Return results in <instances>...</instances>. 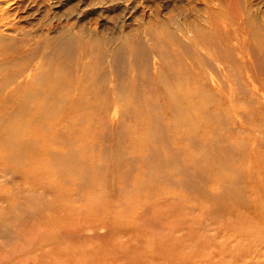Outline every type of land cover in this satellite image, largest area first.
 I'll use <instances>...</instances> for the list:
<instances>
[{
	"label": "rangeland",
	"instance_id": "obj_1",
	"mask_svg": "<svg viewBox=\"0 0 264 264\" xmlns=\"http://www.w3.org/2000/svg\"><path fill=\"white\" fill-rule=\"evenodd\" d=\"M62 36L74 45L64 53L52 51L51 41ZM78 38L98 47L88 42L85 46L75 41ZM54 58L69 62L62 76L84 78V86L99 91L109 103L91 111L53 108L50 112L57 115H82L48 118L60 129V142L49 147L64 152L73 141V152L90 159L89 165L95 162L91 174L105 164L109 181L93 180L78 191L75 173L48 170L45 157L35 163L41 156L34 159L29 151L41 148L30 145L24 155L16 143L11 146L13 160L0 145V264H264V0H0V60L43 67ZM71 60L80 66L76 73ZM168 68L171 81L175 73L203 81L201 88L189 82L185 91L204 99L203 115L215 118L206 126L217 128L216 144L244 145L240 154L226 157L228 165L219 164L207 175L197 172L198 177L193 173L203 161L194 163L201 154L194 146L213 132L208 135L197 121L191 128L181 125L177 141L169 139L173 158L162 168L179 185L170 188L174 195L169 199L161 190L145 198L151 196L148 191L133 189L136 168L118 189L124 184L120 170L131 161L125 156L138 150L127 149L123 142L117 150L114 136H119L120 115L126 113L134 121L136 108L159 113L166 107L152 82ZM110 89L120 96L112 100ZM28 107L23 111L32 124L26 130L40 129L33 118L44 110ZM18 111L19 105L0 106L1 119L9 118L1 126L5 134L20 127L15 121ZM94 112L99 119L88 122L86 115ZM83 130L92 135L74 141L73 133ZM190 130L207 136H189ZM28 132L18 130L12 136L23 140ZM130 136L121 134L124 142ZM161 142L156 140V145ZM117 152L123 154V165L116 162ZM169 152L165 148L161 158ZM185 155L190 159L181 163L180 171L178 161ZM253 161L259 162V170L251 167ZM227 167L243 174L240 187L219 203L222 191L229 192ZM145 173L149 170L140 172V182ZM195 188L203 192L192 197ZM209 202L221 207L212 213ZM34 208L48 212L44 227L37 228ZM54 222L62 227L55 233ZM175 224L183 229L171 230Z\"/></svg>",
	"mask_w": 264,
	"mask_h": 264
},
{
	"label": "bare ground",
	"instance_id": "obj_2",
	"mask_svg": "<svg viewBox=\"0 0 264 264\" xmlns=\"http://www.w3.org/2000/svg\"><path fill=\"white\" fill-rule=\"evenodd\" d=\"M200 28H196V31H199ZM163 32V31H162ZM82 39L78 38L75 41H80L81 44H84L85 46H88L90 43L94 47H98L95 44H92L88 39L86 41H82ZM74 41V39H73ZM74 43H72L71 38L67 40L66 38L59 37L50 43V47L52 51H59V52H66V49H69L71 46H73ZM142 46V45H140ZM60 48V49H58ZM51 58L49 56L48 60ZM18 61V62H17ZM72 61V60H71ZM163 67L165 66L164 61L161 60ZM73 65L75 66V70H73L75 73L77 69L80 68L79 64L72 61ZM44 65V66H43ZM39 67H33L32 65L28 66L25 63H20L19 60L9 61L8 59L0 60V106H3V104H11V105H19V111L16 116L15 121L17 122L20 127L18 129H14L13 131L5 134L1 130V126L3 125V120L0 117V139L4 138L5 141L1 143L0 145L4 148L7 155L10 156L11 159H13L11 152V146L20 143L21 145V154L25 155V150L30 145H35L38 148H41V152L38 151H29L31 152L35 158H38L41 156V158L35 163H40L44 160V157L47 161V164L51 167L48 170L60 172L68 171L70 173H75L76 177L73 179H76V190L80 191L83 190L86 185L90 184L93 180H97L99 182H102L104 184H107L109 181L108 175L109 172L106 170L105 164H102L98 166L97 172L93 175L91 174V171L89 167L95 166V162H92L91 165L90 159H86L81 157L77 152H73V141L64 148V152H57L55 153L53 150L50 149V144H55L56 142H60L59 138V132L60 129H57L55 126L50 124L48 122V118H57L62 117V119L69 118L74 119L76 117H79L82 115V113H76L73 112L69 115L65 114H54L53 112H50L55 107H82L84 109L91 111L90 109H95V107L98 104H108L109 101L105 99L104 96L99 91L93 90L91 91V86H84L82 83V80L84 78L77 77V76H62V71L69 65V62H66L64 60L54 58L53 60L47 61L45 64H43ZM84 67V66H82ZM170 68L167 69L166 74L161 73L160 75H156L154 78V82H152V87L156 91V96H159L162 98L161 100L164 102V105H166L165 108H162L160 112H156L151 109H144L139 110L138 108L135 109V117L136 119L134 121L128 120L127 115L125 113V116L122 115L119 116V119L117 122L120 123L119 125V136H114L115 140V148L119 150L121 147L122 142L125 143L127 146V149L130 147H133V150L137 148L138 153L135 155H126V158H130L131 161L133 158H135V162L129 161L126 166L127 168L125 171L122 172L120 170L121 175L123 176V182L124 184H121L118 189H121L124 185H126L127 176L131 174V172L136 168L137 172L135 174V181L136 185L133 189L140 191V188L143 189L144 192L148 191V193L151 196H147L145 198H150L154 196L155 194H158V191L160 193L166 194V198L169 199V197L172 194V191L170 188L175 187L177 184V180L171 178L167 173L163 171V166L167 165L169 160L173 158V153L171 149V143H169V139L172 138L173 141H177L176 134L178 132V128L183 125L184 127L188 125L191 128V123H201L203 127L208 129V135H210L212 132L211 137L208 136L206 141H203L200 146H194L195 150L200 151L201 154H196L197 158H195V162L200 161V159L203 161L201 164V161L199 162L198 166L201 165L202 167H197V171L193 173L195 175L197 172H201L202 174H209L210 172H216L215 169L219 164L221 165H228L229 162L226 160V157L229 154L237 153L240 154L242 151V145L244 143L236 144L235 147H229L228 145L223 147L221 143L218 145L216 144L215 140H218V133L215 130H211L206 125L209 123L212 124V121L214 119H208L203 115L202 107L205 105L203 103L202 96H196L191 94L189 90L185 91V87H188V85H196V88H201L203 85V81L199 78H193V80H188L183 75L180 77L178 73H175L176 79L175 81H171V77L168 76ZM160 72V70H159ZM201 75V74H196ZM158 76V77H157ZM189 82H191L189 84ZM95 92V93H94ZM109 93L112 96V100L117 99L120 96L119 92H116L115 90L110 89ZM163 105V106H164ZM23 106H29L34 107L38 106L44 111L39 112V114L35 115L33 118V122H35V125L39 126L40 129L29 131L26 130L27 125H31V116L26 114L25 111H23ZM18 107V106H17ZM21 107V108H20ZM28 107V108H29ZM49 108V109H47ZM102 109V106L101 108ZM156 110V109H155ZM14 114V113H13ZM102 117L110 118V115H104ZM164 117V118H163ZM85 119L90 121H97L99 117L97 118V112L89 113L86 115ZM220 121V119H218ZM134 123H138L137 125H134ZM87 124V123H86ZM217 124V123H216ZM219 125H221L220 122H218ZM129 125V126H127ZM162 125V126H161ZM213 125V124H212ZM215 125V124H214ZM70 126V125H69ZM94 126V125H93ZM72 127V125H71ZM218 127V126H217ZM19 133L24 130L25 132H28V134L25 136V139L19 140L18 138L13 137L14 132L18 131ZM2 131V132H1ZM66 131V130H65ZM127 132L131 133V136L129 139L124 142L123 138H121V134L125 135ZM57 133V136L53 138L54 134ZM197 133V136H204L205 134L199 135V130H194L192 133V130L188 131V135L191 136L193 134ZM67 134V133H66ZM74 135V141L84 139L85 137L91 136L87 135L85 130L78 131L76 133H73ZM69 138H71L70 134H67ZM194 136V135H193ZM207 136V135H205ZM72 139V138H71ZM161 140L160 145H156V140ZM211 139V141L207 144V142ZM215 141V142H214ZM174 146L177 149L179 148V144H174ZM44 148L48 151H44ZM57 148V147H56ZM140 148V151H139ZM169 150L170 152L166 154L165 158H161V153L163 150ZM58 149V148H57ZM233 149V150H231ZM18 151V150H17ZM28 152V153H29ZM209 152H211L212 158H209ZM17 154H20L19 151ZM77 155L79 156V160L76 159ZM186 157L184 160H179V170L181 169V163L183 164V161H188L190 159L189 155H185ZM27 157V156H26ZM116 162L123 165V154L120 152H117L115 154ZM180 157V156H179ZM202 157H205L203 159ZM241 157H238L237 159H240ZM14 160V159H13ZM20 162V161H17ZM193 163V162H192ZM254 164H251V167H254L255 170H259V162L256 163V161H253ZM56 164L60 165V168H54ZM99 164V163H98ZM37 165H35L36 167ZM53 166V167H52ZM65 166V168H64ZM86 168H85V167ZM121 167V165H120ZM122 169V168H121ZM142 170H149V173H145V176L147 177L145 181L140 182V172ZM228 172L227 176V187L226 189H229V192L222 191L220 194V198L218 199L219 203H223V200L230 198L232 193L236 188H239V184L241 183V177L243 174L242 169H234V168H226ZM38 174H40V170H35ZM184 171V169H183ZM241 171V172H238ZM111 172V171H110ZM196 174L195 176L200 177L199 174ZM221 173V172H220ZM112 174V172H111ZM120 175V176H121ZM70 179L72 178L71 175H67ZM171 180V181H170ZM174 180V182H173ZM201 180V179H200ZM170 181V182H168ZM202 181V180H201ZM163 182H168L167 184H162ZM195 182V181H192ZM159 184H161V187ZM197 189L196 193H191V196L194 197L199 196V194L203 191H200V188ZM167 190V191H166ZM199 193V194H198ZM205 193V192H204ZM160 194V195H161ZM174 195V193L172 194ZM144 194L142 195V197ZM207 197V195H206ZM234 199L236 198L233 196ZM165 198V199H166ZM164 199H161L162 201V207H164L165 203L163 201ZM207 200V199H206ZM210 201H213V196H210ZM209 206L211 207V212L215 213V209L218 207H221L219 204H212L209 202ZM161 207V208H162ZM38 213V225L39 227H44L43 223L45 221V214L49 215L48 212L45 211V214L41 211H38L37 208H34V211ZM29 212V211H28ZM29 215L30 214H26ZM41 218V219H39ZM172 220H175L178 222L175 218ZM61 223L54 222L52 223V231L55 233V231H59L62 229L60 227ZM68 229H71L69 225L66 226ZM30 229L31 225H30ZM183 229L180 225L175 224L171 230H174L176 232ZM33 230V229H32ZM79 231V230H76Z\"/></svg>",
	"mask_w": 264,
	"mask_h": 264
}]
</instances>
